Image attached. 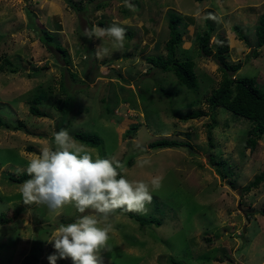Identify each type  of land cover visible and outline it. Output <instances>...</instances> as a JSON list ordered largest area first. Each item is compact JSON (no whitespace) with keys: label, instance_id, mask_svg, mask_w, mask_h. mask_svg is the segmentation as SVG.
I'll return each instance as SVG.
<instances>
[{"label":"rangeland","instance_id":"374dc122","mask_svg":"<svg viewBox=\"0 0 264 264\" xmlns=\"http://www.w3.org/2000/svg\"><path fill=\"white\" fill-rule=\"evenodd\" d=\"M172 14L176 57L195 63V90L148 62L167 57ZM262 15L264 0H0V65L18 69L0 70V119L10 127L0 126V214L17 215L0 227V264H264V183L244 190L264 173V134L251 151L253 123L209 104L223 80L219 37L230 41L227 62L242 65L233 79L253 78L264 92ZM208 30L205 56L198 38ZM42 92L44 116L35 117ZM67 95L63 114L57 102ZM195 111L206 115L178 117ZM82 132L103 144L76 141ZM159 140L182 147L150 148ZM101 164L122 165L119 179L69 174ZM29 170L39 177L11 181ZM114 183L121 194L101 199ZM112 209L161 225L141 227Z\"/></svg>","mask_w":264,"mask_h":264},{"label":"trees","instance_id":"16d2710c","mask_svg":"<svg viewBox=\"0 0 264 264\" xmlns=\"http://www.w3.org/2000/svg\"><path fill=\"white\" fill-rule=\"evenodd\" d=\"M202 1V0H196ZM72 7L78 10L75 4ZM180 17L172 14L169 22L170 37L166 43L167 57L163 58L150 57L148 62L153 66L159 68L163 72H172L177 77L179 82L186 86L190 90H195L198 85V78L195 73V63L192 60L180 61L176 57L177 48L182 42V35L179 31L177 24ZM236 30L240 33V28L236 27ZM256 35L258 40V46L264 45V15L261 16L259 24L256 28ZM120 36V35H119ZM241 40L245 41V38L240 35ZM211 32L208 30L201 36H199V47L202 54L205 56L212 55L210 51V41ZM40 39L48 46H53L54 38L47 32L42 31ZM57 51L62 54L63 57L67 56V52L60 46H55ZM215 53H213L214 59L219 63V70L223 74V80L219 87L214 90L211 97L209 98L210 110L215 112L218 108H223L228 112L232 113L237 117L244 118L253 123V128L249 131V137L246 142V147L254 151L257 142L261 135L264 134V92L259 89L257 82L253 78H242L233 79L234 74H236L241 68V64L231 65L227 62L226 58L230 52V41L226 37H219L215 44ZM9 67L11 73H17L18 69L13 66V64L3 58L2 64L0 65V70L4 71ZM168 94V93H165ZM46 99V94L44 92L38 93L33 98V105L30 107V113L35 117H43L44 114L40 112L37 105L42 103ZM71 105V96L67 95L64 100H59L57 102V107L62 111L63 114H67L69 107ZM206 114L201 111H195L185 116L178 115L179 119L182 121H188L193 119H199ZM213 116V115H212ZM214 116L212 117L214 121ZM0 126L10 128L6 123L0 119ZM214 126H210L212 130ZM23 129V125L19 124L17 127L12 128L13 131H19ZM73 138L82 143L85 146L96 148L103 144V140L96 134L92 133H76ZM182 144L175 140H159L151 143L150 148L152 149H167V148H179ZM130 164V163H129ZM123 171V166L120 164L107 166L101 164L96 168L85 167L81 170L71 169L69 174L73 177L80 178L89 174H114L116 180L119 179ZM39 175L32 171H25L20 173L17 177H12L11 181L17 184H23L31 181L34 178H38ZM104 181L107 182V177H104ZM264 183V173L257 178L244 190L249 193L253 189L257 188L260 184ZM122 192L121 187L117 184L106 185L104 188L103 195L100 196L101 199H106L108 201H114ZM111 213H123L128 215L131 219L137 221L141 227L157 225L160 226L161 223L154 219L140 218L136 215L129 214L125 211L112 209ZM264 214V209L262 211ZM17 219V215H10L9 213L0 214V227H7L12 224ZM38 240V239H37ZM38 247H41V241L38 240ZM170 264H181L180 262L170 260ZM54 264H61L60 262Z\"/></svg>","mask_w":264,"mask_h":264}]
</instances>
